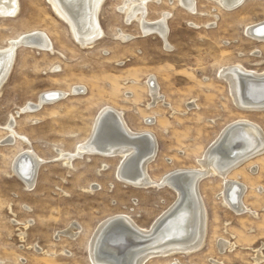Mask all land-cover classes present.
Segmentation results:
<instances>
[{"label":"rangeland","instance_id":"374dc122","mask_svg":"<svg viewBox=\"0 0 264 264\" xmlns=\"http://www.w3.org/2000/svg\"><path fill=\"white\" fill-rule=\"evenodd\" d=\"M124 1L105 0L99 13L104 36L90 47L76 41L48 0H18L15 16L0 17V49L36 30L45 32L54 47L49 52L19 46L0 90V264H93L89 246L101 222L125 214L149 228L176 202L169 187L139 188L119 180L122 157L85 154L71 167L59 160L90 137L103 107L122 110L133 130L157 136L159 151L148 166L157 181L173 170L199 167L206 149L238 119L264 131V110L239 109L220 76L222 68L238 63L264 71V41L246 32L264 20V0H245L233 10L219 0H196V14L178 0H150L149 20L164 11L172 14L173 47L158 35L143 36L138 22L127 25L119 10ZM120 31L134 39L124 42ZM151 75L170 107L148 106ZM76 86L83 88L73 93ZM51 90L67 95L24 113ZM193 101L196 107L189 108ZM12 116L14 131L29 144L8 141L4 128ZM27 150L43 160L31 189L14 171L16 158ZM230 179L248 186L243 199L255 214L227 206L223 179L208 176L199 184L208 212L202 247L145 264H264V257L255 261L259 252L264 256V154L240 165ZM74 224L80 227L75 238L62 234ZM222 241L233 248L222 250Z\"/></svg>","mask_w":264,"mask_h":264},{"label":"bare ground","instance_id":"6f19581e","mask_svg":"<svg viewBox=\"0 0 264 264\" xmlns=\"http://www.w3.org/2000/svg\"><path fill=\"white\" fill-rule=\"evenodd\" d=\"M55 12L70 26L74 38L82 47H90L104 36L99 13L105 0H48ZM190 13L196 14V0H178ZM245 0H219L222 7L233 10ZM150 0H125L119 7L125 14L127 25L138 22L143 36L158 35L166 47L170 43V12L161 14L156 20L147 18ZM19 9L18 0H0V17H13ZM255 39L264 41V20L252 24L246 30ZM119 39L129 42L132 35L120 31ZM19 46L31 47L43 51H53V42L42 31H31L12 40L8 46L0 49V90L7 81L16 58ZM155 76V75H154ZM154 76L146 81L151 101L149 107L159 103L170 105L164 100L158 80ZM220 76L229 85L230 94L236 106L243 111L264 110V71L248 69L243 64L229 65L220 70ZM83 87L76 86L74 92ZM63 91H47L41 94L37 102L24 107V113L36 112L45 103H51L66 96ZM189 108L196 107L195 101L188 103ZM14 116L4 128L9 131L8 141L20 138L29 144V139L18 136L14 131ZM147 120V119H146ZM148 120L147 122L152 121ZM1 144V143H0ZM159 151L157 136L150 131H135L125 119L124 112L111 106L103 107L98 113L92 134L79 143L72 153H62L59 160H65V166L85 154L104 157H122L117 172L119 180L139 188L169 187L177 194V199L167 211L149 228L139 226L129 215L111 216L98 225L90 246V258L93 264H145L152 258L171 257L178 254H192L204 244L207 234L208 212L199 190L200 181L208 176H220L223 179L224 200L236 212L244 214L252 210L243 197L248 186L230 179V174L243 163L256 155L264 154V131L262 127L249 120L238 119L228 124L217 139L206 149L198 160L199 167L180 168L166 174L157 181L150 175L148 166L156 159ZM16 158L14 171L26 183L34 188L39 167L43 160L33 151ZM95 186L92 187L94 189ZM232 210V209H231ZM252 213L255 214L253 211ZM80 227L77 224L63 231V235L75 238ZM138 239V243L126 246L128 238ZM230 245V247H229ZM127 247L123 254L119 248ZM221 249L233 248L228 241L220 242ZM223 252V251H222ZM261 252L255 261L263 259ZM176 262V261H175ZM178 264V263H172Z\"/></svg>","mask_w":264,"mask_h":264},{"label":"water","instance_id":"95a60500","mask_svg":"<svg viewBox=\"0 0 264 264\" xmlns=\"http://www.w3.org/2000/svg\"><path fill=\"white\" fill-rule=\"evenodd\" d=\"M127 240H129L127 242V244H126V246H128V247H129V245L131 246V245H133L135 243H138V239H134L132 237L130 239L128 238ZM126 246L122 247V248H119V253L123 254L125 252L126 248H127Z\"/></svg>","mask_w":264,"mask_h":264}]
</instances>
